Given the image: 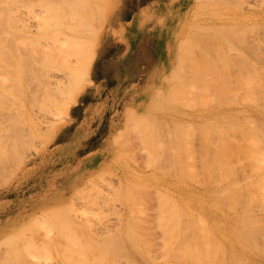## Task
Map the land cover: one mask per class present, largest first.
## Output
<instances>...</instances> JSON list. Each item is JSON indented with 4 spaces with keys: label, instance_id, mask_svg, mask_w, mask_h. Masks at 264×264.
<instances>
[{
    "label": "rangeland",
    "instance_id": "374dc122",
    "mask_svg": "<svg viewBox=\"0 0 264 264\" xmlns=\"http://www.w3.org/2000/svg\"><path fill=\"white\" fill-rule=\"evenodd\" d=\"M159 1L168 0L104 1L111 11L101 31L92 81L68 113L57 114L52 105L42 103L46 121L36 125L38 118L14 112L16 126L12 129L11 125L5 137L6 145H15L14 139L18 145L7 152L0 149V264H19L33 258L30 252L52 258L43 259L50 264H66V260L69 264H199L195 255L185 254V247L202 243L210 252L214 244L210 230L199 234L203 225V217L196 222L200 199L201 215L218 227L217 234L227 247L225 258L231 260L233 253L249 264H264V225L259 223L264 219V197L247 205V188L261 181L256 165L264 171V161H256L252 153L245 158L237 153L240 159L232 153V148L234 152L243 143L240 132L247 131L243 106L252 108L251 121L258 125V137L264 138V0H186L171 40L163 48H154L148 34L132 49L123 20L143 6H148L145 17H153L149 9ZM44 4L54 9L49 0H32L23 8L34 15ZM20 5L17 2L16 10L21 11ZM239 7L247 12L235 15ZM9 16L8 0H0V31ZM8 35L12 45H25L14 32ZM161 52L166 62L173 53L176 62L149 92L151 87H144L143 79ZM3 56L1 51L0 62ZM246 75L253 76L249 85L256 84L258 93L252 105L259 103L262 110L237 101L250 82L238 88L237 78ZM219 83H234L239 89L235 102L225 86L220 104L222 98L215 96L220 93L214 90ZM15 90L11 99L17 98ZM213 94L217 100L212 101ZM14 99L10 100L13 104ZM9 100L6 104L12 106ZM17 100L15 108L24 103L19 106ZM229 114L238 116L233 119L236 124L245 121L239 123L245 129L227 119ZM177 133L182 141L177 140ZM223 135L229 136L224 145L219 139ZM226 141L238 144L229 148ZM259 142L264 150V139ZM223 150L233 155L231 162L236 161L227 164L226 156L223 163L220 159L226 151L218 155ZM223 164L233 166L228 175L211 179L206 170ZM187 171L192 180L184 178ZM61 205H68L67 210L47 215L43 222L40 213ZM246 207L252 213L244 226L238 222L244 219ZM75 219L111 226L115 235H102L95 241L91 226L85 223V233L80 231L76 237ZM169 222L179 228L170 227ZM46 229L52 230L53 243L62 244L52 247L53 256L44 255L47 249L36 239L45 236ZM112 237H118L120 244L117 240L109 244Z\"/></svg>",
    "mask_w": 264,
    "mask_h": 264
},
{
    "label": "bare ground",
    "instance_id": "6f19581e",
    "mask_svg": "<svg viewBox=\"0 0 264 264\" xmlns=\"http://www.w3.org/2000/svg\"><path fill=\"white\" fill-rule=\"evenodd\" d=\"M31 1L32 0H8L10 16L5 20L7 24L5 27H3L4 33H3V30L0 31V53L1 51H3L4 53V56H3L4 58L3 60L1 59L3 62L2 61L0 62V105H1L0 107V131H1L0 132L1 134L0 135V149H3V150L5 149L6 152L8 150H11L13 146L18 145L15 139H14L15 145L14 144L11 145L10 143L6 145L7 138L5 137L6 136L5 134L10 133L9 131L11 130V125H12V129H14L16 126L15 122L12 123L14 112L16 116L20 111L22 114H25V115L28 114L30 117L34 116L33 118H38L35 122L36 125H40L46 121L47 114H45L44 112L45 108H43L42 103L52 105L55 108V111L57 114L69 112L71 106L77 101L79 94L83 91L85 86L89 82L92 81L91 70L95 62L97 53H98L101 31L111 11V7L106 8V6L104 7L103 5L105 4L104 1L106 2V0H58V1L49 0L50 6L53 3L55 4L54 9L52 8V11H50V8L44 4L45 6H42V8L40 7L41 9L35 12L34 15H31L27 13V10L23 8L24 5L27 6V4H29ZM17 2L19 3V5L21 4L20 5L21 11L16 10ZM244 9L245 8L243 7L237 8L235 11L236 13L235 15L244 13V11H246ZM16 11L18 12L15 13ZM12 12H13V15H12ZM12 32H14L19 39H22L21 42L25 43V45L23 44L24 46L21 47L22 44L20 43H16L12 45L13 43H11L9 41L10 39H8L9 37L8 34ZM9 48H11L10 53H9ZM174 57L175 56L172 53L171 57L169 56V61H167V64L164 65L158 71V74L155 80L153 81L152 87L149 89V92L153 89V87L159 86L161 75L169 67L173 66L174 63L176 62V60L174 61ZM182 60H183V56H180L178 57L177 62H179L180 64ZM11 76H13V82H14V85L13 84L12 85L14 87L16 86L17 88L16 90L15 88H12V85L10 84V81H11L10 79H12ZM250 76L249 78L247 77V75L246 77L239 76L237 78L238 80L241 79L242 77L244 79L242 78L240 81L237 80L238 88L241 87L240 84L243 86L245 84L244 82H246L247 80H250V78L253 77V76L251 77ZM251 80L254 81V79H251ZM251 80L250 82L249 81L246 82V84L248 83L247 85L245 84L246 86H248L247 92H245L243 95H240L241 97L238 96L237 94L238 88H235L234 83L225 84L224 86L222 83H219L218 87L217 85H215L214 86L215 93L217 89H218L217 94L220 93L219 95H215V96L219 100L220 95L226 94L224 93V91L221 90V87L228 86V88L232 91L231 92L233 96L231 98L233 99L232 101L235 102L237 97H239L237 101L240 100L239 101L240 104L242 103L241 101L244 100V102L252 105V102L254 103L256 102L255 98H256V94L258 93L255 88L256 84L253 83L254 85H249L252 83ZM10 85H11L12 91L15 90V94L16 92H18L17 95H20V97L23 96V98L21 97L22 98L21 101H20V97H18L17 95L15 96L18 98V100L17 98L13 97V99L15 98L14 99L15 101L17 100L18 102H20L18 104L19 106L22 104L21 102L23 100L24 103L22 106L15 108V106L17 105V102L14 101V103L16 104L15 105L12 103L13 101L12 102L10 101V100H13L11 99L12 98L11 96L13 95V93L10 90ZM214 94H213L214 98L211 97L213 99L212 101L217 100ZM223 96H226V95H223ZM223 96L222 97L220 96V98H222L219 100L220 104L224 102ZM225 99L227 100L228 98L226 97ZM231 99H228V100H231ZM8 100L15 106L13 107V105L9 106V104H6ZM232 101H230V103H232ZM239 103L237 104L239 105ZM244 105H247V104H244ZM231 106L228 105V107H231ZM252 106L257 108V110H262V105H260L259 103L257 105H252ZM241 108L244 111L242 112L244 116L243 120H245L247 123L246 124L245 121L243 122V120L241 119L242 124L245 123L244 125L247 127V131L245 132V134H244L245 130L242 131V129L244 128V125L241 126L242 124H239L241 122H238L236 124L235 122L237 121L233 120V119H238V116L236 114H233V115L229 114L227 115V117L229 116L234 121V123L237 125V127L238 125L242 127V129L239 131H242L240 132V135L244 137L242 140L243 143L238 144L235 141L238 145L235 142L234 143L232 142L233 143L232 145V143H230L231 141H228V142L226 141L225 145L226 146L231 145L229 146V148L230 147L232 148V146L234 147L235 146L234 144H236L237 146L234 147V152L232 148V153L243 154L244 155L243 158L248 157V153H249V156H251V153H252V155L254 156V159L262 163L264 161V150L259 141L262 142L264 138L263 136L261 138L258 137L257 135L258 125L256 123L253 124L251 121L250 109L252 108L246 107V106H243ZM35 111H37L38 113ZM232 112L238 113V114L240 113V111H232ZM34 113H36L37 115H35ZM229 117L227 119H230ZM236 125L233 124L234 127ZM218 126H220V122L218 123ZM237 127L235 128L237 129L235 132L238 131L239 127L238 128ZM178 134L179 133H177V137L178 136L179 137L177 140L182 141L180 134L179 135ZM219 134H224V133L219 132ZM228 134L230 133L228 132ZM228 137H229L228 135H223L219 139L222 140L223 142L224 140L228 139ZM230 138L233 139L232 136ZM234 139H235V135H234ZM219 142L221 143V141ZM224 143L225 141L223 142V145ZM223 145L221 146L224 147V149L228 148ZM178 147L179 145L176 147V149ZM225 151L223 150V152L221 153L219 152L218 155H221ZM226 152L224 153L225 157L221 155L220 160L223 162V159L226 158L227 156V159L229 160L227 164H229L231 162L229 158L232 159L233 155L232 156L230 154L228 155L229 152L228 151ZM235 154L234 156H236ZM228 156H231V157H228ZM238 156H239L238 158L240 159V155ZM234 160L235 159L233 158L232 162ZM217 161H218V158L216 159L215 162L213 160L215 164ZM222 162L220 163L222 164ZM220 163L218 162V164ZM223 165L224 167H221L222 165L221 166L212 165L210 169L206 170V172L209 175H211L210 177L211 179L213 178L219 179V177L226 176L228 175L227 174L228 171L233 168V166H229V165L226 166V164H223ZM256 168H259V171L262 174V179L261 181L254 183L253 184L254 186L250 185L249 188H247L248 189L247 205H249L255 198L264 197V171H262V167L260 165H256ZM189 173L190 172H188V175H185L186 177L184 178H187L188 176H189L188 178H190L191 177L190 175H192V173L191 174ZM192 179H193V176L191 177V180ZM189 187H191V185ZM186 188L183 189V192H186ZM183 196L185 197V195ZM198 203L199 204L197 205V207L200 209H198L197 211L199 218L196 222L200 223L203 217V220H202L203 225L201 227V232H199V234L201 233L203 234L206 230H210L213 235L214 244L212 246V249H210L211 250L210 252L208 251L209 249L207 250L202 243H199V244L197 243L195 246H191V248L187 246L185 247V254L195 255L199 261V264L200 263L204 264L205 262H209L210 264H237V263L249 264L247 260H245L244 258H240L239 255L237 254L232 253L231 260H227L225 258L224 255L227 252V247L221 241V239L219 238L217 234L219 229L208 218L201 215V207H202L201 199L198 200ZM187 204L188 203L185 202L184 200L183 205H187ZM234 205H236V201H233V206ZM67 208H68V205L67 206L65 205V207L64 205L63 206L61 205L60 207L55 206V208L50 207L51 210L45 209L44 212H42L43 214L40 213L43 217L42 218L40 215V218L44 219V221L43 220L42 221L45 222L46 219L48 218L47 215L50 217L51 215L54 216L56 214H59V212L62 211L63 209L67 210ZM251 213H252V210H250V207H246L244 211V219L239 220L240 222H238V219H237V222L243 224L244 226H247V223H248L247 215ZM74 222L79 227V228L76 227L74 230L75 233L78 232L76 234V237L77 235L78 237L81 236L79 235L80 231L83 234L85 233L84 232L85 229L84 227H82V225H85V223L87 224V226L89 225L91 226L89 228V231L92 234V237L94 238L95 241H99V237H101L102 235H107V236L115 235V233H113L114 230H112L111 226L106 227V228L104 226H96L95 223L89 219H86L85 222L75 219ZM233 223H234V220H232L231 223L229 224H233ZM259 223H262L264 225V219L259 220ZM168 224L170 225V227H176V228L178 227L174 224H171V222H169ZM51 231H52L51 229L50 230L46 229L45 236L44 235L36 236V239L40 240L41 243L44 245V247L47 249V252H46L47 254L43 253L46 256L52 255V252L50 253V251H52L51 250L52 247H57L59 245L62 247V244L60 242L58 241H55L54 243L52 242L53 239H51L49 235L51 234ZM117 238L118 237H115V238L112 237L107 242L109 244L114 243L115 240H117ZM234 244H235V241L232 242L233 246ZM247 244L249 245L248 242ZM79 251L81 253V250ZM195 251H197L198 256L197 254H195ZM29 256L33 258H28L26 260L20 261L19 264H50L46 262L45 260H43L44 258L48 259L49 257L44 256V258L42 259V258H39V255L34 252H30ZM49 259H52V258H49ZM66 262L69 264L67 260ZM60 264H62V262Z\"/></svg>",
    "mask_w": 264,
    "mask_h": 264
},
{
    "label": "crops",
    "instance_id": "0c3cea01",
    "mask_svg": "<svg viewBox=\"0 0 264 264\" xmlns=\"http://www.w3.org/2000/svg\"><path fill=\"white\" fill-rule=\"evenodd\" d=\"M186 3V0H168L166 3L159 1L149 9L153 17H145L147 15L145 10H148V6H143L131 18L123 20L128 29V46L133 49L140 38L149 34L152 35L154 41L153 47L159 51L171 40L172 31L175 30L174 26L179 23ZM165 57L166 55L161 52L155 67L147 71L143 79L144 87H152L158 71L167 64ZM142 85L141 83V87Z\"/></svg>",
    "mask_w": 264,
    "mask_h": 264
}]
</instances>
